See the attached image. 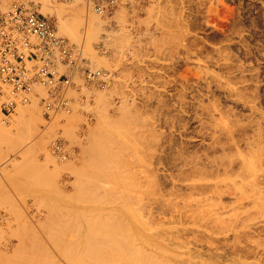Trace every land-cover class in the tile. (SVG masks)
<instances>
[{"label": "rangeland", "instance_id": "obj_1", "mask_svg": "<svg viewBox=\"0 0 264 264\" xmlns=\"http://www.w3.org/2000/svg\"><path fill=\"white\" fill-rule=\"evenodd\" d=\"M51 1L68 7L74 0ZM133 1L123 0L122 7L106 17L98 15L107 19H103L99 38L89 44L92 51L86 40L80 41L83 46H75H82L84 61L74 70L73 81H85V70L100 69L111 73L107 85L74 82L72 113H57L53 120L44 117L35 100L18 105L4 122L0 119V126L7 129L18 108L36 106L44 119L38 121L35 138H43L46 151L53 156L51 142L61 139L66 153L62 161L52 157L54 167L53 163L46 165L41 153L22 154L20 146L0 152V261L70 264L72 251L66 248L67 241L84 240L104 223L128 220L137 223L139 244L147 252L141 264H153L151 258L160 264H226L240 241L245 246L249 243L248 247L240 243L245 250L258 246L257 254L263 252L259 256L255 250L246 251L245 261L264 264V213L257 215L259 210L254 208L243 217L252 215L247 216L253 219L250 224L258 217L259 228L263 220L260 230L251 228V234L245 228L248 235L241 233L239 241L230 233L227 237L221 234L222 239L215 232L223 227L217 229V225L232 220L218 217L211 224L204 216L202 223L191 200H186L193 170L182 166L184 157L191 155L202 162V168H208L211 158L219 163L221 150L233 153L236 146L245 150L249 140L264 135V0H145L143 5ZM17 2L49 17L56 26L55 10L49 16L41 12L40 0H0V7ZM83 10L84 16L92 15L85 6ZM109 33L114 37L110 39ZM217 119L230 130L237 144L233 149L232 140L214 126ZM105 132L111 134L106 138ZM110 135H115L116 145ZM104 137L111 143L107 148L92 146ZM127 157L144 165L137 163L142 166L139 169L147 165L150 170L158 169L159 182L144 188L143 206L141 202L124 205L116 198L114 181L119 177L117 171L122 172L120 161H128ZM214 168L198 171L214 173ZM260 187L264 195V178ZM227 199L224 202L229 204ZM259 203L264 209V197ZM221 210L216 206V211ZM222 214L230 218L229 213ZM228 223L223 229L227 230L225 225L230 228ZM196 224L209 227L199 231ZM212 238L217 244L213 247L206 244ZM240 246L234 251L240 253Z\"/></svg>", "mask_w": 264, "mask_h": 264}, {"label": "bare ground", "instance_id": "obj_2", "mask_svg": "<svg viewBox=\"0 0 264 264\" xmlns=\"http://www.w3.org/2000/svg\"><path fill=\"white\" fill-rule=\"evenodd\" d=\"M40 1L42 2V6H41L40 11L45 13L46 15L48 14V16H49L50 13L53 10H55V13L57 16V21H56L57 24L55 27H57V32L60 33L61 35H64L65 37H68L73 42V44L75 43L73 45L74 47L76 46V44L80 43L81 40L82 41L86 40V42H87L86 46L88 47L90 42H93V40L98 36L99 31L102 29V22L105 21L103 19H107V18H103V17L101 19V17L99 18L98 15L95 16L94 14H92V15L88 14L89 16H86V15L84 16V12H85L83 10L84 6L80 5V6H83L82 8L80 6H77V2L79 0L78 1L74 0L73 2L70 1V4L68 5V7H65L64 3H62L63 5L61 3H57V5H55V2L53 3L51 0H40ZM132 2H134V1H132ZM120 6L122 7V5H120ZM138 6H139V4H138ZM135 8H138V7H135ZM131 9H132V7H131ZM139 10L141 11V9H139ZM141 13H142V11H141ZM119 14H120L119 18L122 20V16H121L122 12H120ZM134 15H137V14L135 13ZM83 25L85 28L84 31L81 30ZM121 28H123V27H121ZM123 34L125 35V33H123ZM109 36H110V39L114 37L110 33H109L108 37ZM98 38L99 37H97L96 39H98ZM81 43L83 44V42H81ZM82 46H81V48H82ZM89 47H91V46L89 45ZM90 49L92 51V47L88 48V50H90ZM91 57H93V56H91ZM62 69H65V68H62ZM98 70H100V69H98ZM74 75H73V77H74ZM75 77H76V75H75ZM77 78H78V76H77ZM81 79H83V77ZM74 80L76 81L77 79H74ZM79 80L77 82L84 81V79L80 80V81ZM75 81H73V82H75ZM85 81H86V79H85ZM77 82H75V83H77ZM86 83L87 82H85L83 84H86ZM74 88H76V86ZM72 90H74V89L72 88ZM73 92H75V91H73ZM70 93H71L70 95H72L71 91H70ZM101 98H102V95H99L98 96V102ZM72 100H73V98H72ZM96 101H97V99H96ZM58 114H55L53 117H55ZM60 114H62V112H60ZM53 117H51L52 120L54 119ZM42 118H43L42 114L40 113L38 108H36V106H31L30 108H18L16 114H14L13 117L11 118V120L9 122L10 125L8 126V128L5 129L4 126L3 127H2V125L0 126V152L5 151L6 149L14 151L15 149L18 148V146H20V148H21L20 150L22 151V154H29V153H41V154H43L44 158H45V162H47L46 165L53 163L54 167H56L55 166L56 164H54V162H52V157H54L55 159H58L60 161L65 160L66 159L65 157L56 156L55 154H54V156L50 155V153H48L45 149V140L43 138H40V137L37 139L35 138L37 135L38 121L41 120ZM47 120H49V119H47ZM120 122H122V121H120ZM115 123L118 124V121ZM220 123L218 122V119H217L214 126H216V128L219 127L222 130V132L225 133L232 140V146L231 147L233 149V146L235 147L236 143L233 141V139L231 137V132L227 128L226 125H221ZM117 128H119V127H117ZM120 128H122V127H120ZM107 132H109V131H107ZM106 134L109 135V134H111V132L110 133L105 132V136H106ZM116 135H117V133H116ZM107 136H106V138H107ZM263 136L264 135H261V137H263ZM111 137L112 136L110 135L109 138L111 139ZM113 137H112V140H113ZM261 137H258L257 139H254V140H252V139L249 140L246 143L247 149L245 148V150H240L241 148H239V146L238 147L236 146L235 149H233L234 150L233 153H231L232 150L227 151V152H230L229 154L226 152V150H224V151L221 150L222 156L218 160L219 163H217L214 160L215 158L214 159L208 158L211 160V161H209L210 164L206 163V165L209 164L207 166L209 169L208 168H202L203 167L201 164L202 162L201 163L197 162V160L194 159L191 155L188 157H184V159H183L182 166H187L189 170H193L192 171L193 177L196 175L195 178H197V179H195V178L191 177V180L187 184V187L189 189V193H188L189 198H187L186 200L190 199L192 202L191 204L195 206L194 214L198 217L201 216V218L205 216L207 218L208 222L210 221L211 224H212V220H213V223H215V221L217 220L218 217L221 219V221H225V218H228L230 221L231 220L233 221V222L231 221L232 224L228 223V222L223 223L222 226H220L218 224L217 229H220L221 227L224 228V224H227V223L230 226V228L227 225H225V227H227V230L223 229V228H221L222 230L216 229L217 231L216 232L213 231V232H215V234L217 233V235L220 234V236H221V234H222V236L224 235L223 237H225V236L227 237V236H230L229 235V233H230L231 237L233 236V238L238 240V236L241 233H243V235H246V236L248 235V234L244 233L245 228L248 229L250 232H251V230H250L251 228L253 230L255 229V227L259 228L257 226V224H259L258 217H257V220L255 218L256 222H253V223L251 222L252 224H250V221H253V219L252 218L248 219V217L252 216V215H250V216H248V215L251 213V209H254V208H258V210L260 211V212L258 211L259 212L258 213L257 209L255 210V212H257V215L258 214L261 215L262 213H264V211H263L264 209H262L261 204L259 203L262 201V199L264 197V195L261 192L262 188L260 187L261 180L264 178V147L261 145ZM106 138L105 137L103 139L100 138L99 139L100 141L93 143L92 146H94V148H95L98 145V148H100V147L104 148L107 145V143L108 144L112 143V145H113L115 139L113 141L111 140L112 142L110 143V141H108V139L106 140ZM214 139H215L214 141H216L217 138L215 137ZM104 140H106V141H104ZM116 141H117V139H116ZM63 142L64 141H62V143ZM18 143H22V145H17ZM116 143H114V145H116ZM215 143L219 144L218 140ZM105 148H107V147H105ZM220 148H221V146H220ZM97 149H95V150L97 151ZM98 150H100V149H98ZM102 150H105V149H102ZM92 151H94V150L91 149V152ZM97 152H99V151H97ZM97 152H96V154L98 155L99 153H97ZM218 158H216V159H218ZM121 159L123 160V157ZM127 160H128V157H127ZM129 160L136 161L135 159H129ZM129 160L125 161V158H124V161H120L121 164L123 163L121 165V168H120V170H122V172L117 171V172H119V174H118L119 177H118V179H116L114 181L115 193L116 194L119 193V195L116 196V198L120 199V201L122 203H124V202L127 204L128 203H130V204L135 203V206H138V203L141 202V204L143 206L142 200H144V199H142V198H143V194L145 193L144 188L146 187V185L148 183H152L151 185L154 186L156 183L159 182L158 176L156 173V171L158 169L154 168L156 171L150 170L151 168L150 169L147 168L149 166V165H147L144 168L145 170L144 169L142 170V169H139L142 167V166L139 167L140 165H143L142 163L139 164V162H137L139 164V166H138V165H136L137 163H134V162L132 163ZM150 160H151V156H150ZM154 160H156V161H153V162H157V163L159 162V159L157 160L154 158ZM204 162L205 161L203 160V163ZM206 162H207V160H206ZM150 164H152V163H150ZM158 164H160V163H158ZM158 164H156V166ZM203 165H205V164H203ZM206 165H205V167H206ZM143 167H144V165H143ZM149 167H151V166H149ZM214 167H216V171L214 173H213V171L212 172L210 171V173L206 172V171H204V173H203V171H198V170H213V169H215ZM117 170H119V168ZM194 173H197L198 176H200V177H198L197 174L194 175ZM113 188H114V186H113ZM225 198L226 199L228 198L227 200H229V204L224 202ZM190 200H188V203ZM125 203H124V205H125ZM259 204H260V207H259ZM129 206L134 207V205L133 206L129 205ZM142 206H140V207H142ZM216 206L221 208L222 210L216 211ZM259 208H261L262 210H260ZM140 210H142V209H140ZM255 212H254V214L256 215ZM115 213H117V212H115ZM222 213H229L230 218L226 215H223ZM246 214H248L247 215L248 217L246 216L245 217L246 220H244L243 217ZM255 215H253V217H255ZM206 218H204V219H206ZM204 219L202 220L203 221L202 223H204ZM260 219H261V217H260ZM262 219H264V218H262ZM207 220H205V223L207 222ZM246 221L249 223L247 224ZM261 221L263 222V220H261ZM261 221H260V224H261L260 228H262L263 223H264V222L261 223ZM197 222L200 223L201 221H197ZM114 223L115 224H112V225H110L108 223H104L102 226L98 227V229L95 232L96 234L87 233L84 236V240H82L83 238L81 239L82 241L78 240V239L76 241H72V242L67 241L65 243V246L69 252L72 251L71 253H69V256H68V257H71V258H69V263L70 264H130V263L131 264H134V263L141 264L142 256L146 255L147 252L145 251L146 249L141 248L142 245L140 246V244H139V233H140V231H138L137 223L135 224V223H133V221L131 222L128 220L127 221H117V223L116 222H114ZM196 225L199 228V231L201 230L200 227H203V226L205 227L202 229H206V228L208 229V227H209V225H207V227H206L204 224H203V226L199 225V224H196ZM198 228L195 227V231ZM260 228L258 230H260ZM248 230H247V232H248ZM255 231H257V229ZM202 232L203 231L200 232L201 233L200 235H202ZM197 233L199 234V232H197ZM252 233H254V231L251 232V234ZM205 234H207V233H205ZM200 235L198 236L199 237L198 239H201ZM240 236H239V240L241 239ZM210 237H213V236H210ZM223 237H222V239H223ZM231 237H229V238H231ZM194 238H195V235H194ZM233 238H231L232 239L231 241L234 242ZM204 239H206V238H204ZM212 239H209V241L207 240L206 244L209 242V245H211V247H213L212 245L216 246L217 244L218 245L220 244V241L216 240L215 236H214V239L219 243L216 244L215 240L214 239L212 240ZM225 240H222V241H225ZM227 240H229V239H227ZM231 241H230V243H231ZM236 241H235V243H236ZM242 242H244V241H242ZM242 242L240 241L241 244H242ZM221 243H223V242H221ZM225 243H223V244L225 245ZM240 243L237 244V246H235L234 249H236L238 247V245L240 246L241 245ZM245 244L243 246H245ZM247 245L245 247H248ZM252 245L253 244H250V246H252ZM243 246L241 248L244 249ZM256 247H254V250L257 249V252L259 253V250H258L259 247L258 246H256ZM241 248H240V253H237V251L239 252V250H237L235 252L233 249V253L231 254L230 258L229 257H227L228 259L226 258L227 259L226 261H228V263H226V264H251V261L250 262L245 261L246 254H247L246 251H248L249 248H246L248 250L244 249L245 251L242 249L243 254H242ZM216 249H218V248H216ZM216 249H215V251H216ZM251 249H252V251H248L249 254H251L250 252L254 251L253 248H251ZM231 250H232V247H231ZM262 251H264V249L261 250V252ZM257 252L255 250V254H257ZM144 253H146V254H144ZM228 253H229V251H228ZM71 254H72V256H70ZM262 254H263V252L260 254H257V255L261 256ZM3 255H4V253H3ZM242 255L245 258L242 257ZM252 255H253V253H252ZM247 256H249V255H247ZM7 260H9V257L6 258V261ZM246 260H247V258H246ZM3 261L4 260L0 261V264H5L4 263L5 261L4 262ZM1 262H3V263H1ZM149 262H152L153 264H160L158 262H155L154 259H152V258L150 259ZM252 262H254V261H252ZM8 263H9V261H8ZM260 263H258V264H260Z\"/></svg>", "mask_w": 264, "mask_h": 264}, {"label": "built area", "instance_id": "obj_3", "mask_svg": "<svg viewBox=\"0 0 264 264\" xmlns=\"http://www.w3.org/2000/svg\"><path fill=\"white\" fill-rule=\"evenodd\" d=\"M87 12L110 15L123 0H79ZM133 1V0H132ZM140 5L145 0H137ZM130 8V4H127ZM84 61L82 48L74 47L59 34L46 16L30 11L20 2L0 7V119L5 121L18 105L35 100L45 118L57 113L69 114L73 109L70 96L73 72ZM65 68L63 71L59 67ZM89 83L107 85L108 71L85 70ZM56 156L66 158L64 144L51 142Z\"/></svg>", "mask_w": 264, "mask_h": 264}]
</instances>
